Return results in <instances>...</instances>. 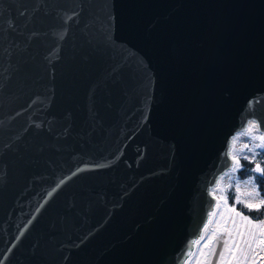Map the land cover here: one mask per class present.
I'll return each instance as SVG.
<instances>
[{
	"label": "water",
	"instance_id": "95a60500",
	"mask_svg": "<svg viewBox=\"0 0 264 264\" xmlns=\"http://www.w3.org/2000/svg\"><path fill=\"white\" fill-rule=\"evenodd\" d=\"M0 28L2 264H195L264 135V0H0Z\"/></svg>",
	"mask_w": 264,
	"mask_h": 264
},
{
	"label": "rangeland",
	"instance_id": "374dc122",
	"mask_svg": "<svg viewBox=\"0 0 264 264\" xmlns=\"http://www.w3.org/2000/svg\"><path fill=\"white\" fill-rule=\"evenodd\" d=\"M262 137L263 135L252 131L247 137L236 138L233 146V155L236 160L246 158L254 161L255 164H260L261 169H264V164L260 161L264 159V139ZM235 169L222 187L224 207L195 264H210L215 248L222 237L225 238V245L217 264L221 260L220 264H264V218L254 220L236 209L238 199H243L246 203L255 206L264 203V194H261L252 177L237 178ZM233 183L239 196L231 202L227 198V191Z\"/></svg>",
	"mask_w": 264,
	"mask_h": 264
},
{
	"label": "trees",
	"instance_id": "16d2710c",
	"mask_svg": "<svg viewBox=\"0 0 264 264\" xmlns=\"http://www.w3.org/2000/svg\"><path fill=\"white\" fill-rule=\"evenodd\" d=\"M237 165H236V174L237 178L239 179H247L252 177L255 181V183L258 186L259 191L261 194H264V182H261L257 177L261 176V173H259L255 169V162L249 161L246 158H239L237 159ZM261 163L264 164V159H260ZM239 196V192L235 188V184L233 183L230 187V189L227 191V198L231 202L234 201V198ZM251 205L252 207H249ZM237 208L238 210L245 216L254 219V220H261L264 218V203L262 202L258 206L248 204L243 199H238L237 202Z\"/></svg>",
	"mask_w": 264,
	"mask_h": 264
},
{
	"label": "snow or ice",
	"instance_id": "6c2138e0",
	"mask_svg": "<svg viewBox=\"0 0 264 264\" xmlns=\"http://www.w3.org/2000/svg\"><path fill=\"white\" fill-rule=\"evenodd\" d=\"M20 16L21 17H25V13L24 12H20ZM34 24H35V15L25 18L24 30L28 31V35H27L26 39H27L29 45L31 44V41L33 39H38L40 37V35H41V30L35 28ZM30 25H32L31 30H29V26ZM8 30L18 31L20 33V35L24 34L23 31H20L18 28H16V26L13 24V21H11V20L8 21ZM4 34H5V29L0 28V37H3ZM18 47H19V45L16 44L15 42H13L9 46V48L2 49L0 51H2L3 55L11 56L13 54L12 49L18 48ZM262 139H264V137H262ZM257 171L261 172V176L257 177V179H259L261 182H264V169H260L259 165H257ZM73 175H76V173H73ZM64 183H65V181L61 180L60 183L56 186V188H53L52 192H49L48 195L51 196L53 194V192H55L57 190V188H59ZM249 207H252V206L249 205ZM245 219H247V217H245ZM2 261H3V257H0V264H2Z\"/></svg>",
	"mask_w": 264,
	"mask_h": 264
},
{
	"label": "bare ground",
	"instance_id": "6f19581e",
	"mask_svg": "<svg viewBox=\"0 0 264 264\" xmlns=\"http://www.w3.org/2000/svg\"><path fill=\"white\" fill-rule=\"evenodd\" d=\"M252 131H255L258 133V128H257V125L255 123H250L249 124V127L248 129L246 130H243L239 133L236 134V136L234 137L233 139V146H234V141L236 140V138H239V137H247L248 136V133L252 132ZM232 155H233V152H232ZM234 156V155H233ZM234 170V169H233ZM227 234V233H226ZM222 235V234H221ZM224 240L225 238L222 237L221 240H220V243L219 245H217V247L215 248L216 250L214 251L215 253H213L214 255L212 256L213 258H211L210 260V264H217L220 260V257H221V254L223 252V247L225 245L224 243ZM226 249V247H225ZM225 252V251H224ZM223 258V257H222ZM222 261V260H221ZM220 261V263H221ZM219 263V264H220Z\"/></svg>",
	"mask_w": 264,
	"mask_h": 264
}]
</instances>
